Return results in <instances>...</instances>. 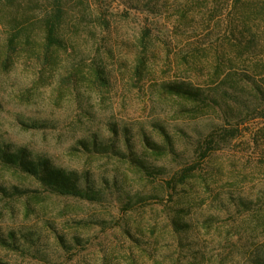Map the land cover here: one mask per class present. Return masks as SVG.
<instances>
[{"label":"rangeland","instance_id":"1","mask_svg":"<svg viewBox=\"0 0 264 264\" xmlns=\"http://www.w3.org/2000/svg\"><path fill=\"white\" fill-rule=\"evenodd\" d=\"M0 262L264 264V0H0Z\"/></svg>","mask_w":264,"mask_h":264},{"label":"trees","instance_id":"2","mask_svg":"<svg viewBox=\"0 0 264 264\" xmlns=\"http://www.w3.org/2000/svg\"><path fill=\"white\" fill-rule=\"evenodd\" d=\"M48 40H49V42L50 43H52L53 41H54V36H55V31H56V21H54L53 19H51L50 20V23H48ZM177 86H179V85H177ZM179 88H181L180 86H179ZM187 92H189L188 94H190V95H192L193 94V92L191 91H187ZM34 126H36V124L34 123L33 124ZM5 157V156H4ZM20 157H22L21 155H20ZM8 160H13V161H11L12 162V164H18V165H20L21 167H23L24 168V166H25V163H24V161H20L21 159H19V161H20V163H17L18 162V160H16V159H13L11 156H7L6 157ZM28 167H31L32 169V171L33 172H37V167H35V166H33V165H31V166H29L28 165ZM27 168V167H26ZM62 175V172H61V170H56V169H53L52 171H51V173H50V176L51 177H54V178H57V177H60ZM58 179V178H57ZM44 180V179H43ZM46 180V181H45ZM44 181L47 183L48 181H47V179H45ZM48 184V183H47ZM54 185V184H53ZM52 185V186H53ZM55 186H57V185H55ZM16 190H19L18 188H15ZM20 191V190H19ZM14 238V237H13ZM0 264H2L1 262H0Z\"/></svg>","mask_w":264,"mask_h":264}]
</instances>
